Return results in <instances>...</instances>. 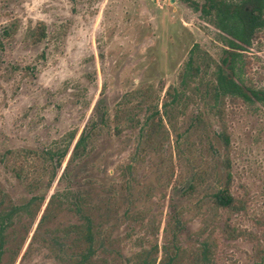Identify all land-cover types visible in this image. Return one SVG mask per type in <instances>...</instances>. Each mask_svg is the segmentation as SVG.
<instances>
[{"label": "rangeland", "instance_id": "rangeland-1", "mask_svg": "<svg viewBox=\"0 0 264 264\" xmlns=\"http://www.w3.org/2000/svg\"><path fill=\"white\" fill-rule=\"evenodd\" d=\"M193 2L0 0V264H83L87 225L84 264H264V106L215 100L230 37Z\"/></svg>", "mask_w": 264, "mask_h": 264}, {"label": "trees", "instance_id": "trees-1", "mask_svg": "<svg viewBox=\"0 0 264 264\" xmlns=\"http://www.w3.org/2000/svg\"><path fill=\"white\" fill-rule=\"evenodd\" d=\"M195 11L202 14L220 32L230 37L226 39L228 49L224 50V56L217 67L215 82L212 87V95L216 101L225 98L242 99L247 102H256L264 106V91L246 87L243 79L241 66V54L245 47L251 46L258 38L259 32L264 30V0H204L202 5L191 3ZM190 59L186 72L181 75L182 83L185 84L189 78L196 77L200 73V67H194ZM171 96V93L168 92ZM223 113L220 116L223 117ZM86 137L81 135L79 141L74 144L72 153L78 154ZM226 145L229 143L225 137ZM72 144L70 145V147ZM69 147V148H70ZM69 149L66 150L68 152ZM63 156V155H62ZM214 202L220 208H233L234 197L230 190L225 188L215 195ZM79 234L82 235L81 244L85 246L82 254V263L89 260L93 249L94 235L89 225L79 227ZM210 254L207 247L204 250V258Z\"/></svg>", "mask_w": 264, "mask_h": 264}]
</instances>
